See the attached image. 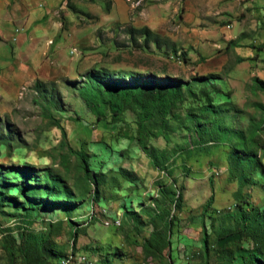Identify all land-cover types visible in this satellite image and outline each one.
I'll list each match as a JSON object with an SVG mask.
<instances>
[{"label": "rangeland", "instance_id": "rangeland-1", "mask_svg": "<svg viewBox=\"0 0 264 264\" xmlns=\"http://www.w3.org/2000/svg\"><path fill=\"white\" fill-rule=\"evenodd\" d=\"M56 18L61 32L48 51L37 61L16 63L26 68L11 71L8 79L0 77V264L23 263L19 235L28 232L45 235L47 264L74 256L92 261L97 256L96 264H141L147 256L141 243L162 225L157 215L171 219L170 244L181 242L179 250L190 264H227L216 255L219 233L229 235L228 249H258L264 264V225L257 221L258 233L237 241L235 220L228 216L239 196L264 212V90L252 81L264 80V0H62ZM128 25L147 26L173 41L177 51L130 44L123 31ZM92 67L183 81L212 75L209 83L215 87L207 91L221 106L216 122L230 138L215 132L211 115L200 116L204 86L193 84L195 95L184 91L178 117L171 119L170 140H150L168 154L176 150L172 172L153 168L129 138L136 130L131 110L113 128L102 127L69 85L81 82ZM35 80L55 82L62 95L64 109L51 114L63 126L64 139L36 102ZM188 111L199 116L202 140L185 118ZM69 148L89 153L97 185L84 177ZM231 152L244 159L253 154L256 162L243 166L229 159ZM17 164L30 165L35 174L50 168L59 175L71 191L72 207L29 208L13 186L20 179L7 171ZM116 220L120 225H111Z\"/></svg>", "mask_w": 264, "mask_h": 264}, {"label": "trees", "instance_id": "trees-1", "mask_svg": "<svg viewBox=\"0 0 264 264\" xmlns=\"http://www.w3.org/2000/svg\"><path fill=\"white\" fill-rule=\"evenodd\" d=\"M69 7L74 8L72 5ZM123 31L128 36L130 44L134 43L142 48L154 44L156 48L165 46L172 51H177L173 41L153 32L147 26L132 27L128 25L124 27ZM210 76H197L191 80L183 81L178 78H162L153 73L138 74L132 71L111 70L106 67H92L84 73L81 82L69 81V85L77 92L85 107L94 115L95 121L102 127L110 125L113 128L117 122L122 120L123 113L131 110L136 117V130L134 136L129 138L137 143L153 168L164 169L169 174L172 172V166L176 159V150H171L168 154L165 148L152 145L150 140L160 136L166 142L170 140L171 119L178 117L175 110L179 108V105L185 99L184 91L195 95L192 89L193 84L204 86L201 94L205 100L199 107L200 116L204 114L211 115L215 132L230 138V133L221 130L220 123L216 122L217 109L221 106H215L212 103V96L207 91L208 88L215 87L209 83ZM252 81L257 88L264 90L263 79L255 76ZM32 88L36 93V102L42 113L49 118L52 125L60 129L62 139H64L66 133L63 126L51 114V109H64L62 95L57 85L53 81L36 80ZM185 114V118L195 128L198 140H202L199 116L189 111ZM4 136L6 138L3 142L8 146L9 133L6 132ZM68 150L78 159L84 177L87 180L91 179L97 185V173L92 174L89 168V153L83 148L77 150L69 148ZM189 152L188 154H190ZM233 158H237L239 163L244 164L243 166H252L256 162L253 154H248L247 158L244 159L235 156L234 152H231L229 159L232 161ZM7 169L14 175L13 179H20V182L13 186L23 194L29 208L38 207L43 203L58 205L65 209L72 207L71 191L63 184L59 175L53 174L50 168L42 170L41 175L32 173L31 166L28 164L12 165ZM96 192L95 190L93 193ZM239 194L240 189L236 191V195ZM212 200L213 194L208 197L203 211L211 204ZM157 216L162 220V225L161 227H153L150 235L141 243V248L145 255L160 258L170 244L171 219L168 216ZM228 216L233 217L235 220L236 230L233 234L236 235L237 241L249 240L254 234L258 233L257 221L264 225V212H261L250 202L243 201L240 196L237 199V206ZM19 237L20 244L17 252L22 259V264H47L49 258L44 245L45 235L28 232L21 233ZM216 240L221 242L219 248L217 247L216 255L220 256L222 254L227 264H259L260 254L258 249L249 250L243 247L228 249L227 244L230 243L231 239L225 233H219ZM207 241L208 237L204 232L202 245L206 252L208 248ZM10 253L12 256L13 252Z\"/></svg>", "mask_w": 264, "mask_h": 264}, {"label": "crops", "instance_id": "crops-1", "mask_svg": "<svg viewBox=\"0 0 264 264\" xmlns=\"http://www.w3.org/2000/svg\"><path fill=\"white\" fill-rule=\"evenodd\" d=\"M60 1L0 0V71L4 73L0 77L4 80L16 68H26L25 64L16 66V63L27 59L37 61L41 54L48 51L50 41L61 32V21L56 18V7ZM63 36L61 33V38ZM181 244L171 243L162 257L146 256L141 264H190L189 255L183 256L179 250L183 246ZM94 258L96 264L98 257Z\"/></svg>", "mask_w": 264, "mask_h": 264}, {"label": "bare ground", "instance_id": "bare-ground-1", "mask_svg": "<svg viewBox=\"0 0 264 264\" xmlns=\"http://www.w3.org/2000/svg\"><path fill=\"white\" fill-rule=\"evenodd\" d=\"M107 224V223H106ZM120 225L119 221H114L111 222V225ZM108 226V225H107ZM60 264H94L93 261H91L88 257L86 256H74L70 258H66L65 260H62ZM144 264V263H143Z\"/></svg>", "mask_w": 264, "mask_h": 264}]
</instances>
